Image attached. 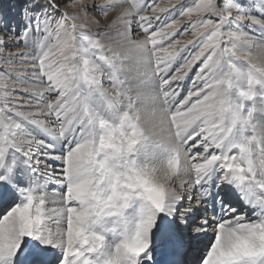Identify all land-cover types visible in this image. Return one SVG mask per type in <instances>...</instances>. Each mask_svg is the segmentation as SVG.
Instances as JSON below:
<instances>
[{
    "label": "snow or ice",
    "instance_id": "1",
    "mask_svg": "<svg viewBox=\"0 0 264 264\" xmlns=\"http://www.w3.org/2000/svg\"><path fill=\"white\" fill-rule=\"evenodd\" d=\"M45 2L25 6L24 49L4 59L11 69L18 57L35 83L0 74V264H264V130L226 92L233 53L264 44V19L252 14L264 15V2L92 0L105 17L131 4L118 34L147 39L154 78L125 72L103 42L109 33L85 32L78 15H54L58 0ZM14 35H0V54ZM102 78L167 108L190 161L176 188L147 171L167 146L144 142L129 106L106 104ZM14 117L35 132L18 133Z\"/></svg>",
    "mask_w": 264,
    "mask_h": 264
},
{
    "label": "clouds",
    "instance_id": "2",
    "mask_svg": "<svg viewBox=\"0 0 264 264\" xmlns=\"http://www.w3.org/2000/svg\"><path fill=\"white\" fill-rule=\"evenodd\" d=\"M114 11L116 15L109 24V35L106 36L104 42L111 56L123 66L125 72H131L141 78L145 76L154 78V70L146 63L151 60V48L147 39L131 35L125 38L118 34L122 29H125L121 18L132 11L131 4L124 2ZM133 42L140 45L139 53L130 52ZM233 55L236 60L247 62L250 67L246 72H242L237 66L234 67L233 72L227 76L230 87L226 88V92L229 94L238 80L246 79L249 88L244 95L250 92L255 93L254 86L264 84V44L257 45L251 50H237ZM102 91L106 104L113 107L120 105L130 107L132 117L141 130L145 143L159 141L167 146L169 155L149 165L147 171L155 182L167 186L170 191L176 188L184 178L183 173L188 168L190 161H188L184 145L175 134L174 122L167 108L152 96L135 91L125 93L108 86H105Z\"/></svg>",
    "mask_w": 264,
    "mask_h": 264
},
{
    "label": "rangeland",
    "instance_id": "3",
    "mask_svg": "<svg viewBox=\"0 0 264 264\" xmlns=\"http://www.w3.org/2000/svg\"><path fill=\"white\" fill-rule=\"evenodd\" d=\"M35 3V8L33 11H40L47 7L45 0H0V35L7 36L8 33L15 32V35L12 39H6L4 44L2 45L4 52L0 54V74L5 75L8 78L9 84H15L17 75L22 77L25 80H28L30 75L28 71H24V68L28 67L27 65L20 64L19 58L15 57L14 64L12 68L4 63V59L7 58L8 53L13 52H21L24 49L23 39L19 37L22 29L24 28V20H23V10L26 5L29 3ZM100 5H105L107 0H97ZM159 2V0H157ZM235 3L239 2L245 7H249L251 3L255 2V0H217L218 6L222 7L226 3ZM264 2V0H261ZM92 3V0H58L57 8L55 9L54 15L56 17L62 16L64 13L68 15H78L79 20L77 23H84L86 25L84 31L88 33H109V24L112 19L115 17V11H109L108 15L105 17L102 12L90 10L89 5ZM51 12L52 10L49 9ZM256 11V10H254ZM253 11V15L254 12ZM195 19V17H193ZM192 23L191 20L185 19L182 23L181 32H184L185 28L190 26ZM247 21L239 22L240 28L245 31H249L247 29ZM226 31L228 29H225ZM251 33V32H250ZM192 39L190 33L187 35L181 36L180 33L177 34V37L173 39ZM19 39V42L16 41ZM105 42V39L104 41ZM189 50H192V46H189ZM237 67L242 71L246 72L249 70V65L244 61H237ZM200 67V62L194 66L192 72L189 73V78L183 82L185 86V90L181 92V96L186 95V90L191 87V81L194 79L195 73L198 71ZM30 80H28L29 82ZM102 82L105 86H108V81L102 78ZM30 83V82H29ZM249 88L248 82L246 79H241L236 82V85L229 91L231 96L232 104L236 108H241L243 114L247 113L251 109H255L253 113L254 123H257L256 117L260 113V109L258 107L259 104L264 105V84H257L254 86L253 91L255 95L252 98L247 97L244 93ZM17 95H20L22 98L27 97L28 93H24L20 90H15ZM258 107V108H257ZM30 109V110H28ZM24 108L23 111H32V108ZM35 110V109H34ZM263 109L261 108V111ZM14 119H19V117H14ZM19 121V120H18ZM20 122V121H19ZM240 129V125H237V130ZM18 133H22L21 130H17ZM200 139V138H199Z\"/></svg>",
    "mask_w": 264,
    "mask_h": 264
},
{
    "label": "bare ground",
    "instance_id": "4",
    "mask_svg": "<svg viewBox=\"0 0 264 264\" xmlns=\"http://www.w3.org/2000/svg\"><path fill=\"white\" fill-rule=\"evenodd\" d=\"M254 12H256V13H254V15H256L258 18L264 19V15H262L261 12H260L259 10H256V11H254ZM250 34H251V35H255V36H259V35H260L259 30H257L256 32H251ZM28 74L30 75V73H28ZM29 82H30V83H35V82H33V81H29ZM36 90H38V87H37ZM28 96H29V93H28ZM229 98H230V101H233V100H231L232 98H231V96H230V93H229ZM258 107H259V109H260V113H259V115H257V117H256V121H257L256 124H257V126H258V128H259L260 130H264V105L262 106L261 104H259ZM258 107H257V108H258ZM261 108L263 109L262 111H261ZM27 109H28V108H27ZM28 110H30V109H28ZM28 110H27V111H28ZM32 111H34L33 108H32ZM245 114H247V113H245ZM37 118H40V119H46V117H44V116H40V117H37ZM18 120H19V121L21 122V124H22L21 132H22L24 129H26L27 131L35 132V126H34V125L30 124V123L27 122V121H23L22 118H19ZM238 129H239V128H238ZM237 131H239V130H237ZM198 141H199V137H197L195 141H190V142H189V145L196 144ZM199 148H200V146L197 145L196 148H193V152H196L197 150H199ZM48 163H51V164L53 165V168H54V169H57V168H58V165H59V162H58V161H48ZM54 175H55V173H54ZM56 188H57V186H56L55 184L50 183V184L48 185V190H49V191H52L53 189H56Z\"/></svg>",
    "mask_w": 264,
    "mask_h": 264
}]
</instances>
